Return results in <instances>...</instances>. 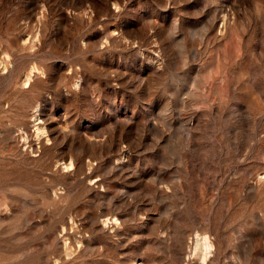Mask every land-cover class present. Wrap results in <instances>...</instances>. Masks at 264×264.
Masks as SVG:
<instances>
[{"label":"rangeland","instance_id":"374dc122","mask_svg":"<svg viewBox=\"0 0 264 264\" xmlns=\"http://www.w3.org/2000/svg\"><path fill=\"white\" fill-rule=\"evenodd\" d=\"M0 264H264V0H0Z\"/></svg>","mask_w":264,"mask_h":264},{"label":"bare ground","instance_id":"6f19581e","mask_svg":"<svg viewBox=\"0 0 264 264\" xmlns=\"http://www.w3.org/2000/svg\"><path fill=\"white\" fill-rule=\"evenodd\" d=\"M203 239V238H202ZM198 241V240H197ZM199 244V243H198ZM202 245H201V247H202V256L203 257H205L206 256V254L208 253V248H209V243L206 241V240H204V242L203 243H201ZM199 249H200V245H199V247H198ZM197 248V249H198ZM201 252V251H200ZM202 256H201V258H202ZM203 260V259H202Z\"/></svg>","mask_w":264,"mask_h":264}]
</instances>
